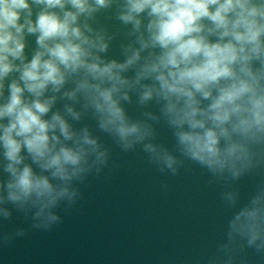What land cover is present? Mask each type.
Returning a JSON list of instances; mask_svg holds the SVG:
<instances>
[{
  "label": "clouds",
  "instance_id": "clouds-1",
  "mask_svg": "<svg viewBox=\"0 0 264 264\" xmlns=\"http://www.w3.org/2000/svg\"><path fill=\"white\" fill-rule=\"evenodd\" d=\"M100 134L161 174L194 163L223 185L231 215L202 264L264 260V0H0V223H62L109 167Z\"/></svg>",
  "mask_w": 264,
  "mask_h": 264
},
{
  "label": "water",
  "instance_id": "water-1",
  "mask_svg": "<svg viewBox=\"0 0 264 264\" xmlns=\"http://www.w3.org/2000/svg\"><path fill=\"white\" fill-rule=\"evenodd\" d=\"M29 40L34 47V38ZM118 45L119 37L110 56L119 55ZM126 107L137 114L134 106ZM85 122L94 128V122ZM159 132V139L171 146L170 130L161 125ZM100 135L112 147L109 167L81 186L83 198L75 209L67 214L63 206L57 209L63 221L50 231L32 229L31 221L13 210L11 221L0 223V232L28 231L0 246V264H202L231 215L220 198L223 185H210L209 174L194 163L176 176L161 174L139 148L123 153L110 137ZM258 179L238 182L242 197ZM248 258L249 264H264L252 249Z\"/></svg>",
  "mask_w": 264,
  "mask_h": 264
}]
</instances>
